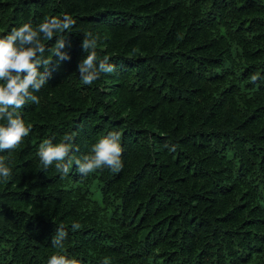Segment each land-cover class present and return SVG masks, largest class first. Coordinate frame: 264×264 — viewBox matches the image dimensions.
Returning <instances> with one entry per match:
<instances>
[{
	"label": "trees",
	"instance_id": "obj_1",
	"mask_svg": "<svg viewBox=\"0 0 264 264\" xmlns=\"http://www.w3.org/2000/svg\"><path fill=\"white\" fill-rule=\"evenodd\" d=\"M65 13L70 59L53 58L20 109L31 132L0 152V264H264V0H0V35ZM86 32L116 66L92 85ZM112 131L118 173L42 170L43 140L71 134L82 159Z\"/></svg>",
	"mask_w": 264,
	"mask_h": 264
},
{
	"label": "clouds",
	"instance_id": "obj_2",
	"mask_svg": "<svg viewBox=\"0 0 264 264\" xmlns=\"http://www.w3.org/2000/svg\"><path fill=\"white\" fill-rule=\"evenodd\" d=\"M75 23V19L65 13L62 18H46L36 26L23 23L12 28L8 34L0 35V121H3L0 123V152L17 149L31 132V125L25 123L20 109L29 102L40 103V98L34 93L48 84L53 58H58V63L70 59L69 53L64 51L69 46L65 33L70 32ZM53 37H56L54 46L46 49L44 41H50ZM99 39V36L92 32L84 33L81 47L87 55L79 62L77 71L85 85H92L101 74L116 71L115 64L111 63L107 56L97 62ZM121 138L119 131L109 132L92 145L91 154L81 159L72 156L73 150L78 151V148L73 143V135L67 134L57 143L53 142V138L43 140L37 154L43 171L54 165L66 176L69 169L75 165L78 173L83 176L104 168L118 173L123 168ZM11 173L12 169L0 158V178L8 179ZM71 227L78 230L81 225L73 223ZM67 235L64 225H58L51 243L62 249ZM47 264L81 262L57 253L51 255ZM103 264H110L109 259H105Z\"/></svg>",
	"mask_w": 264,
	"mask_h": 264
}]
</instances>
